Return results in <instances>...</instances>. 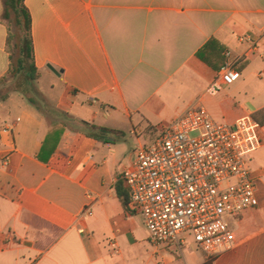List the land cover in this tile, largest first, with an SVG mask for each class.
<instances>
[{
	"label": "crops",
	"instance_id": "1",
	"mask_svg": "<svg viewBox=\"0 0 264 264\" xmlns=\"http://www.w3.org/2000/svg\"><path fill=\"white\" fill-rule=\"evenodd\" d=\"M36 81L0 102V264H203L194 240L155 243L118 194L140 146L205 106L221 121L251 113L262 144L249 160L259 204L228 217L232 249L213 264H264V0H25ZM2 5L0 0V15ZM250 35L257 48L249 52ZM0 21V78L10 64ZM216 39L241 76L207 93L219 70L197 53ZM89 124L119 131L98 139ZM160 130H159V129ZM159 130V132H158ZM143 225L147 228L144 230Z\"/></svg>",
	"mask_w": 264,
	"mask_h": 264
},
{
	"label": "built area",
	"instance_id": "2",
	"mask_svg": "<svg viewBox=\"0 0 264 264\" xmlns=\"http://www.w3.org/2000/svg\"><path fill=\"white\" fill-rule=\"evenodd\" d=\"M249 43V52L257 42ZM209 84L217 95L236 82L231 53ZM260 123L247 113L234 122L218 121L203 105L189 108L165 126L151 143L140 146L122 173L127 185V207L139 212L155 243L191 237L208 257L233 248L235 234L228 217H239L259 204L249 160L261 144Z\"/></svg>",
	"mask_w": 264,
	"mask_h": 264
},
{
	"label": "trees",
	"instance_id": "3",
	"mask_svg": "<svg viewBox=\"0 0 264 264\" xmlns=\"http://www.w3.org/2000/svg\"><path fill=\"white\" fill-rule=\"evenodd\" d=\"M2 13L0 21L6 23L8 27L7 45L10 57V64L8 71L0 78V102L6 100L12 91L22 92L28 100L36 105L40 110L45 107L40 101L46 102L42 93L38 90L36 81L39 78V71L35 64L34 58V42L32 35V18L25 0H1ZM12 25L17 28V33L12 30ZM224 48L216 40L211 39L208 43L198 51V57L211 65L212 67L220 70L225 65V58L223 56ZM10 77L15 80L14 85L3 91L1 85ZM41 96L43 98H41ZM89 134L104 140V135L116 133L120 138L125 136L123 131L89 124ZM117 190L120 198L127 206L128 193L121 189L120 184L117 185ZM203 264H213L212 259L207 260Z\"/></svg>",
	"mask_w": 264,
	"mask_h": 264
},
{
	"label": "rangeland",
	"instance_id": "4",
	"mask_svg": "<svg viewBox=\"0 0 264 264\" xmlns=\"http://www.w3.org/2000/svg\"><path fill=\"white\" fill-rule=\"evenodd\" d=\"M12 30L14 31V32H16L17 33V28L14 26V25H12ZM14 83H15V80H13V79H11L10 77H8L7 79H6V81L1 85V88H2V90L3 91H6V90H8V89H10L13 85H14ZM40 91V90H39ZM41 98H43L42 96H41ZM45 99V98H44ZM41 102V104L42 105H44V107H47L48 106V103L47 102H44V101H40ZM45 109V108H44ZM211 112V111H210ZM211 114L213 115V117L215 118V119H217L215 116H216V113L213 111V112H211ZM218 120V119H217ZM218 121H221V120H218ZM171 122V121H170ZM159 129V128H158ZM160 130V129H159ZM159 130H158V132H159ZM143 227H144V230L147 232L148 230H147V228L145 227V225H143ZM149 232V231H148ZM193 239L190 237L189 238V241H192ZM209 260H211V258L209 259Z\"/></svg>",
	"mask_w": 264,
	"mask_h": 264
}]
</instances>
